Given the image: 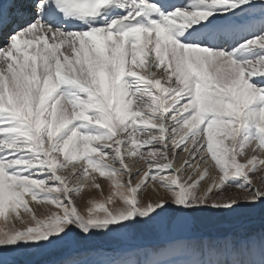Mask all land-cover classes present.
Returning a JSON list of instances; mask_svg holds the SVG:
<instances>
[{"label": "snow or ice", "instance_id": "6c2138e0", "mask_svg": "<svg viewBox=\"0 0 264 264\" xmlns=\"http://www.w3.org/2000/svg\"><path fill=\"white\" fill-rule=\"evenodd\" d=\"M0 37V264L264 201V0H0ZM104 264H264V234Z\"/></svg>", "mask_w": 264, "mask_h": 264}, {"label": "rangeland", "instance_id": "374dc122", "mask_svg": "<svg viewBox=\"0 0 264 264\" xmlns=\"http://www.w3.org/2000/svg\"><path fill=\"white\" fill-rule=\"evenodd\" d=\"M177 1L181 2V0ZM109 162L111 161L109 160ZM180 163L181 161L177 160L176 166H179ZM89 172L97 177L102 186L103 194L95 188H84L80 194L82 198L76 201V206L81 212H86L89 199L102 201L109 195L108 181L99 177V173L93 172L91 168ZM58 174L65 175L66 172L61 170ZM138 179L139 176L135 177L133 183ZM208 182L206 178L203 184ZM148 195L146 190L142 194V199ZM229 195L242 199L246 193L236 189ZM145 200L144 202H147ZM29 204L37 215H41L46 209L52 208L51 205L38 206L32 201ZM20 211L23 212L22 209ZM175 218V216H163L155 221L137 223L128 229L117 232L94 233L93 236L81 240L79 244L62 243L36 249L27 259L30 264H73V262L75 264H104L105 261L112 259L142 258V254L151 249L179 250L176 243H180L184 247L193 243L208 245L223 241L241 242L251 236L258 237L264 234V201L255 205H241L231 212L210 210L189 216V229L192 230V234L191 236H184L181 242H174L175 238L171 234L170 227ZM2 223L3 221L0 220V224Z\"/></svg>", "mask_w": 264, "mask_h": 264}, {"label": "bare ground", "instance_id": "6f19581e", "mask_svg": "<svg viewBox=\"0 0 264 264\" xmlns=\"http://www.w3.org/2000/svg\"><path fill=\"white\" fill-rule=\"evenodd\" d=\"M150 189H151V185L149 186V189L147 190V193L150 192ZM152 196H153V198H155V194H153ZM146 197L147 196L143 197V200H145ZM26 199L29 202H31V198L30 197H26ZM145 201H147V199ZM32 203H34V202H32ZM189 225H190V218L189 217H186V218H184V217H176L174 219V221L172 222L171 227H170L171 234L175 238L174 242H181V241H183L182 239H183L184 236H191L192 230L190 231ZM176 244L178 246L177 249L183 248L180 243H176Z\"/></svg>", "mask_w": 264, "mask_h": 264}]
</instances>
